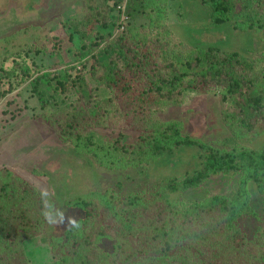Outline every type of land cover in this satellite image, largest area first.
<instances>
[{
    "label": "trees",
    "instance_id": "16d2710c",
    "mask_svg": "<svg viewBox=\"0 0 264 264\" xmlns=\"http://www.w3.org/2000/svg\"><path fill=\"white\" fill-rule=\"evenodd\" d=\"M196 1L208 13L210 27L228 25L234 32L260 35L264 43V0ZM81 2L78 22L63 24L70 30L69 42L74 36L79 41L80 67L47 74L1 72L8 84L0 98L20 95V87L28 83L26 90L37 98L42 116L60 139L102 170L143 171L181 149H196L199 165L190 174L160 180L149 192L121 196L117 189H107L67 200L65 207L80 217L61 236L48 240L54 264H264V221L253 210L250 194L253 186L264 208V150L243 146L264 136V51L245 54L174 41L164 0ZM123 4L128 21L121 31L116 8ZM137 19L144 22L136 26ZM47 26V31L54 29V24ZM108 29L103 36L101 31ZM44 31L37 29L38 36ZM95 48L99 51L92 55ZM90 55V77L106 93L102 99L95 98L83 75ZM67 89L80 95L76 102L55 96ZM187 92L220 97L222 120L231 133L227 141L203 142L184 135L179 122L159 120L157 113L179 106ZM97 126L115 130L116 138H97L92 130ZM120 128L135 133L130 142ZM1 176L10 178L11 169H1ZM213 176L237 178L236 189L200 201L171 199ZM41 178L33 185L20 184L48 217L54 202ZM0 191L11 197L6 186ZM248 218L259 222L250 237L245 231ZM0 264H24L16 241L1 225Z\"/></svg>",
    "mask_w": 264,
    "mask_h": 264
},
{
    "label": "rangeland",
    "instance_id": "374dc122",
    "mask_svg": "<svg viewBox=\"0 0 264 264\" xmlns=\"http://www.w3.org/2000/svg\"><path fill=\"white\" fill-rule=\"evenodd\" d=\"M164 1L170 7L168 22L172 31L171 39L174 41L190 47H217L245 54L264 51L260 35L234 32L228 25L219 29L210 27L208 13L197 5L196 0ZM83 4L81 0H0V80L4 84H0V90L7 88L8 84L1 72L19 70L21 74L27 69L31 74H47L80 67V61H77L81 51L79 41L74 36L72 44L69 42L70 30L65 29L63 24L70 20L72 23L78 22ZM108 6L114 7L111 1ZM143 22L144 20L137 19L134 24L138 26ZM53 24L54 29L47 31V25ZM42 28L46 31L40 32L38 36L37 29ZM109 29L101 31L103 36L109 35ZM97 51L99 48H95L92 55ZM90 59L91 55L83 62V75L88 87L93 89L95 98H105L103 89L97 88L91 80L93 62ZM74 73L75 71H71V74ZM55 96L66 103H72L80 95L67 89L65 93ZM5 99L9 106L5 102L6 109L0 107V135L15 140L14 147L19 158H15L12 167H6L11 169L12 176L0 177V189L6 186L11 195L5 197L0 191V219L5 218L0 221V225L16 241L24 264L56 262L50 254L48 240L61 236L72 221L80 217L79 212L65 207L67 200L90 191L102 192L107 189H117L121 196L139 191L149 192L160 180L182 177L198 168L199 161L195 156L197 150L181 149L150 164L143 171L102 170L89 165L86 156L75 154L68 143L60 139L57 130L42 116L44 113L40 104L31 93H14ZM224 107L219 96L187 92L179 106L161 110L157 116L161 121L179 122L184 135L203 142L219 143L227 141L231 134L222 120L221 111ZM49 109L54 110L52 104ZM92 130L97 138L111 141L116 138L115 130L112 132L98 126ZM117 130H124L128 135V142L135 135L123 128ZM243 146L264 150V136L244 142ZM3 153L8 154L7 151ZM34 172L43 176L48 197L54 202L53 212L48 217H43L35 208L20 184L26 182L33 185L36 178L42 179L40 175H34ZM236 186L235 177L213 176L199 188L172 195L171 199L182 202L200 201L210 196L229 194ZM250 194L253 210L264 221L261 197L253 186H250ZM5 209L7 212H4ZM27 221L30 222L29 225ZM258 225L259 222L253 218L245 220V231L249 237ZM102 247L109 251L110 244L104 242Z\"/></svg>",
    "mask_w": 264,
    "mask_h": 264
},
{
    "label": "crops",
    "instance_id": "0c3cea01",
    "mask_svg": "<svg viewBox=\"0 0 264 264\" xmlns=\"http://www.w3.org/2000/svg\"><path fill=\"white\" fill-rule=\"evenodd\" d=\"M0 84H3L1 83V80H0ZM4 85V84H3ZM28 86V83L22 85V87H20V95H22L23 93H27L28 91L26 90ZM1 91V90H0ZM0 102H1V105L0 107L2 109H6V106H5V102L8 104V102L6 101L5 97H1L0 98ZM9 106V104H8ZM15 140H9L8 138H4V136L0 135V170L3 169V168H6V167H12L14 165V161H15V158H19V156H16V149H15V145L16 143H14ZM3 151H7L8 154L5 155L3 153Z\"/></svg>",
    "mask_w": 264,
    "mask_h": 264
},
{
    "label": "built area",
    "instance_id": "2783aa9c",
    "mask_svg": "<svg viewBox=\"0 0 264 264\" xmlns=\"http://www.w3.org/2000/svg\"><path fill=\"white\" fill-rule=\"evenodd\" d=\"M116 10L118 11L119 13V17H120V20H119V26H120V30H124L125 29V25L128 21V18L126 16V13H125V5H118Z\"/></svg>",
    "mask_w": 264,
    "mask_h": 264
}]
</instances>
